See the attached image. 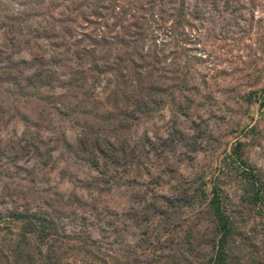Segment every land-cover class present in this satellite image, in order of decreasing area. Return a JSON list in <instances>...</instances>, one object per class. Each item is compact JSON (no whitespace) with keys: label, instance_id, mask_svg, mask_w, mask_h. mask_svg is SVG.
<instances>
[{"label":"rangeland","instance_id":"rangeland-1","mask_svg":"<svg viewBox=\"0 0 264 264\" xmlns=\"http://www.w3.org/2000/svg\"><path fill=\"white\" fill-rule=\"evenodd\" d=\"M222 258L264 264V0H0V264Z\"/></svg>","mask_w":264,"mask_h":264},{"label":"trees","instance_id":"trees-1","mask_svg":"<svg viewBox=\"0 0 264 264\" xmlns=\"http://www.w3.org/2000/svg\"><path fill=\"white\" fill-rule=\"evenodd\" d=\"M220 221H224V217L220 216ZM216 264H228V263L226 262V259L222 258L220 262H217Z\"/></svg>","mask_w":264,"mask_h":264}]
</instances>
